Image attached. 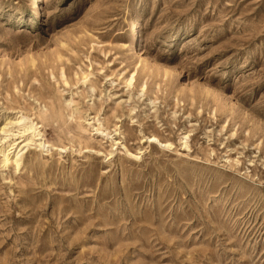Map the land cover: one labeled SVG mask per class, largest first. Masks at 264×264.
<instances>
[{"label": "rangeland", "instance_id": "374dc122", "mask_svg": "<svg viewBox=\"0 0 264 264\" xmlns=\"http://www.w3.org/2000/svg\"><path fill=\"white\" fill-rule=\"evenodd\" d=\"M20 114L0 264H264V0H0Z\"/></svg>", "mask_w": 264, "mask_h": 264}, {"label": "bare ground", "instance_id": "6f19581e", "mask_svg": "<svg viewBox=\"0 0 264 264\" xmlns=\"http://www.w3.org/2000/svg\"><path fill=\"white\" fill-rule=\"evenodd\" d=\"M36 4V3H35ZM37 5V4H36ZM134 37L136 38V40H139L141 37V31H140V25H139V21L136 19L134 21ZM133 80V76L129 79V83H131V81ZM29 117L24 116L23 114H20L19 116L16 117V121L15 123L17 125H19V129H18V136L16 134L15 138H11V140L7 139L10 138L9 135L13 134V133H8V129H6L4 126L2 128V132H4V136L3 138V143L4 141H8V148H5L4 151L2 150V147H0V151L3 152V159L2 162L3 164H6L10 161V159H12L15 163V167L19 165V161L22 158V151L24 150L25 147H28L29 145L32 144L33 141L35 140H40L38 142V145L40 147L45 145V142H43V140L41 139V132L39 131L36 123H34L32 120L27 121ZM15 120V119H14ZM97 132H100L99 134L104 135V136H108L109 133L104 132L103 130H100L99 128H96ZM20 137H24L23 139H21L19 142H16V147H18L19 143L24 142L23 145L18 149L13 151L12 156L10 157V153H11V149L14 148V142L15 140H19L18 138ZM0 138V139H2ZM110 138V137H109ZM16 140V141H17ZM148 140L150 142H158L159 145L164 146V147H170L172 145L171 142L169 141H161L160 138L158 136H156L155 134L152 136H150L148 138ZM3 145V144H2ZM110 152V151H109Z\"/></svg>", "mask_w": 264, "mask_h": 264}]
</instances>
